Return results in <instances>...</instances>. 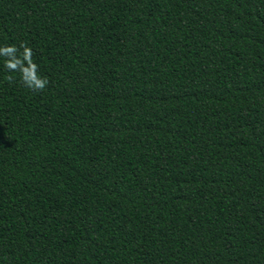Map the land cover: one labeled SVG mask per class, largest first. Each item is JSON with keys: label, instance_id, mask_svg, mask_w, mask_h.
Segmentation results:
<instances>
[{"label": "trees", "instance_id": "obj_1", "mask_svg": "<svg viewBox=\"0 0 264 264\" xmlns=\"http://www.w3.org/2000/svg\"><path fill=\"white\" fill-rule=\"evenodd\" d=\"M21 44L0 264H264V0H0Z\"/></svg>", "mask_w": 264, "mask_h": 264}, {"label": "clouds", "instance_id": "obj_2", "mask_svg": "<svg viewBox=\"0 0 264 264\" xmlns=\"http://www.w3.org/2000/svg\"><path fill=\"white\" fill-rule=\"evenodd\" d=\"M21 49L23 51L21 52ZM19 53V55H18ZM0 56L4 57V68L8 72H19L21 83L31 91H43L48 84L46 77L38 75V66L32 60V49L21 44L4 45L0 47ZM27 65V66H25ZM9 83L13 81L12 76H8Z\"/></svg>", "mask_w": 264, "mask_h": 264}]
</instances>
